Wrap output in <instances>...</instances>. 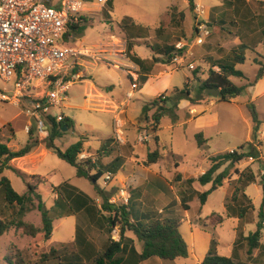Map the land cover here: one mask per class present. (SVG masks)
<instances>
[{
  "label": "rangeland",
  "instance_id": "obj_1",
  "mask_svg": "<svg viewBox=\"0 0 264 264\" xmlns=\"http://www.w3.org/2000/svg\"><path fill=\"white\" fill-rule=\"evenodd\" d=\"M249 3H256V8L264 14V9L259 8V3L264 6V2L250 0ZM194 4L192 10L190 0H112L104 8L98 6L93 8L94 11L87 15V22L84 23L86 26L84 35L74 37L69 45L90 49L97 56L86 58L82 79L68 91L69 102L63 111L73 122L74 127L57 138L55 144L61 150H66L83 135L88 137L84 152L92 155L102 168L118 159L122 165L128 159H134V162L121 166L123 175L113 176L112 182L106 184L102 177L94 184L87 178H78L75 167L47 148L46 139L34 136L33 140L38 141L39 146L32 154L34 157L11 161L12 169L7 168L3 174L10 179L13 188L19 194L29 193V184H32L37 187L35 192L41 194L45 208L51 209L57 196L54 187L69 181L91 199L100 200L101 207L105 200L111 202L113 199L118 202L115 203L118 204L116 206H120L119 190L125 188L131 194L130 206L141 214L149 212L160 216L161 212L173 206L175 212L183 217L181 232L184 239L189 246H194L196 252L194 256L200 258L208 253L215 242L219 254L230 256L237 232L241 231L248 235L249 232L256 230L263 200L260 182L264 171V140L260 139L259 133L257 139H253V121L247 104L251 101L255 103L259 118L263 121L261 128L264 129V79L232 102H223L220 96L213 98L207 92L200 93L198 78L205 79L210 69L204 62L208 56L202 58L203 51L207 44L212 42L214 46L217 44L223 46L222 52L219 53L210 50L212 56L221 55L229 58L232 53L228 51L235 44L237 26L231 23V20H235L234 7L228 1L225 7H220L223 0H194ZM215 7L222 8L218 10L219 12L224 10V17L227 19L225 30L221 31L220 35H215L212 27H208L211 31L210 36L205 38L203 44H197L195 28L198 22L209 21L208 13L214 12ZM166 13L170 14L167 22L163 20ZM213 15L216 16L217 11ZM134 23L142 29L133 27ZM165 24L168 26L165 27ZM161 27L162 31L159 34L156 30ZM137 35L143 37L140 38V42L139 38L134 37ZM131 39L137 41V51L141 57L147 58L152 66L158 65L155 74L164 70L172 74L169 92L166 93L168 97L175 98L176 93L173 91L183 89L190 78L188 89L193 99L196 101L198 98L214 99L216 104H203L206 113L200 121H196L190 120V109L186 108V105L180 110H172L170 101L162 103L160 106L166 109V114L161 120L157 132L159 138L156 141L151 130V118L156 112V107L152 106L149 115H144L143 110L148 98L136 90L134 99L126 107L128 125L124 127L125 144L121 145L114 141V145L108 143L103 147L105 140L114 134L115 114L106 107V101L115 98L118 103L126 102L125 95L130 90L131 83L127 70L134 69L127 54V42ZM246 43L249 47L245 54L246 61L236 65L245 77L232 78L239 86L253 82L259 69L258 62L264 64V36L257 33L252 43ZM158 45L176 48V56L169 64L164 63L168 57L160 55L157 48V53L152 51V47ZM179 45L185 47L179 49ZM191 62L195 64V69L187 67ZM194 71H197V78H193ZM15 89L16 77L11 82H6L0 77V91L11 96ZM55 112L56 110L53 111ZM121 118L125 119L124 115H121ZM33 124V119L26 116L21 108L0 102V142L7 143L14 150L23 147L29 141L26 126ZM200 132L208 139L202 146H199L196 140V135ZM144 134L151 135V138L144 140ZM107 147L111 148L108 150ZM231 149L245 153H255L256 150L263 157L258 160L245 158L235 164L223 165L217 174L228 169L227 178L223 181L222 187L208 197L206 205L201 206L199 197L194 199L196 193L205 192L212 185L202 186L198 182L188 184L186 180L197 179L202 175V171L206 172L211 167L213 157L227 154ZM43 150L47 151L46 155H42ZM155 150L160 154L158 162L154 167L145 165L148 153ZM22 166L27 168L28 172L19 169ZM15 169L23 172V175H19ZM247 169L254 173L256 183L246 189L248 197L245 199L237 191L239 184L236 180ZM235 191L238 192V200L249 209L243 223L229 216L226 210L228 204H233L231 199ZM34 201L35 206L26 220L41 227L42 216L35 195ZM184 206H190V210L185 211ZM95 208L102 218L105 212L97 205ZM66 220L62 225L60 222L55 223L57 229L48 242H45L43 234L34 239L26 236L20 229H12L0 236V264H15L16 254L28 264H38L44 259V254L50 252L52 245H56L55 249L60 251L73 248L71 245L62 244L74 237L77 219L71 216ZM128 235L135 238L132 233ZM105 236L119 240L120 228L116 227L110 237L107 234ZM261 242L264 243L263 234ZM137 245L140 248L142 243L140 245L137 241ZM256 254V259H248L247 247L244 246L239 252V259L242 262L258 264L264 262V254H259L255 250L254 255ZM194 256L188 261L182 259L180 264H197ZM151 260L146 264L162 261L159 258Z\"/></svg>",
  "mask_w": 264,
  "mask_h": 264
},
{
  "label": "trees",
  "instance_id": "obj_2",
  "mask_svg": "<svg viewBox=\"0 0 264 264\" xmlns=\"http://www.w3.org/2000/svg\"><path fill=\"white\" fill-rule=\"evenodd\" d=\"M49 1V4H52L54 0ZM111 1L112 0H110L108 5ZM227 1L234 7L236 2H242L245 0H225V5ZM190 5L192 10H194V0H190ZM169 19L170 14L166 13L163 16V20L167 22ZM226 20L227 19L225 18L221 25L223 29L227 24ZM231 21L229 20V23H236L235 20ZM85 22H87V18H80V22L78 24L72 23L70 25V33H73L75 38L82 37L84 35L86 30V26L84 24ZM200 23H206L210 28L217 25L214 17L212 21H200ZM167 26L168 25L165 27ZM133 27H137L135 23ZM137 29L142 28L137 27ZM196 30L197 26L195 28V35ZM156 31L160 34L162 27L158 28ZM262 33L264 36V30H262ZM134 37L139 39L143 38L141 35ZM133 39L128 40L127 42V54L131 62L141 68V82L145 83L148 75L153 71L155 65H150L148 59L140 58L137 55L135 50L137 41ZM160 47L161 46L159 45L157 47H152V51L157 53V48L160 55L168 57V60L164 63L169 64L176 56V48L168 45ZM248 48V45L242 43L230 51L232 55H230L229 58L226 57L222 60L213 62L212 65H210L207 77L205 79L200 77L198 78V81L200 82V93L202 94L203 92H206L207 89H219L220 100L223 102H232V100L242 95L248 88L256 86L259 81L264 78V64H261L260 62H258L260 65L253 82L248 85L239 86L232 81L233 77H245V74L241 70L237 69L236 65L243 64L246 61L245 54ZM193 77L197 78V71H194ZM188 85L189 82L186 83L183 89H175L173 91L176 93L175 98L167 97L165 100H162L161 96H158L150 102H146L143 110L144 115H149L152 106L156 107V112L151 118V130L153 134L159 130L161 120L166 114V109L161 108L160 106L162 103L170 101L172 110H176L182 100H188L195 103L196 100L191 97L192 94L188 89ZM247 107L253 121V139L256 140L262 122L259 118V113L255 103L251 101L247 104ZM64 126H67L68 130L74 127L73 122L69 118H66V120L60 123L53 122L49 136L45 140V143L47 148L52 150L60 159L76 168L78 178H87L90 181L97 183L99 179L107 173H110L112 176L119 173L122 166L119 159L113 161L104 168L99 166L97 162L92 163L89 160L84 163L80 161V156L85 151V143L88 141L87 136L82 135L78 142L71 145L66 150L58 148L55 141L57 138L64 135ZM34 136L38 138L35 128L32 127L29 132V141L26 145L17 150L10 148L7 143L0 142V236H3L12 229H20L25 235L33 238L43 234L44 240L47 241L51 238L54 230V221L56 219L76 214L78 211L83 209L93 212V209L90 210L91 205L89 204L94 202V200L82 192L79 194V190L68 181L62 183L58 187H54V192L57 193L58 198L55 200V205L51 207V209H47L45 208L41 194L35 192L37 188L36 186L29 184L30 192L23 195L19 194L13 188L11 181L6 176H3L4 171L7 168H11V161L31 154L34 149L38 147V141L33 140ZM155 139L158 141L157 136H155ZM112 140L113 138L106 139L105 145ZM196 140L199 146H202L206 142L203 133H198L196 135ZM250 157L259 159V152H256V150L255 153L236 151L233 154L228 152L227 154L213 157L211 159V167L204 174L200 175L197 179L190 178L186 180L188 184L198 182L202 186H206L208 184L212 185L209 190L202 193H196L194 199L198 196L201 206L206 205L208 197L218 188L222 187L223 181L228 176V169H225L217 174L221 167L226 163L231 165ZM159 158L160 154L157 150L150 152L145 160V165L152 166L158 162ZM176 166L178 167L177 164ZM15 172L19 175H23L17 169H15ZM236 181L239 184L237 191L241 193L240 196L246 199L248 197L246 189L256 183L254 173L252 170L247 169L239 175ZM260 185L263 191V200L259 212L260 221L256 224V230L249 232L248 235H245L241 231L237 232L231 256L219 254L216 249L217 243H213L202 264H258L253 262H242L239 259V252L244 246H246L247 256L250 260L254 259L255 250H257L259 254H264V243L261 242L262 230L264 228V176L262 177ZM67 189L71 190V196L76 195L73 199L69 196V191ZM237 191H235V194L231 199L233 204H228L226 206V210L229 216L237 218L240 223H243L249 209L248 206L238 200ZM34 195L38 200V209L42 216L41 227H38L26 220V216L35 206ZM116 205L118 204L105 200L101 207L102 212H105L101 218L105 224V234L110 237L116 227L120 228V240L115 241L112 238H109V244L102 254H98L91 248L92 245L87 239L86 232L79 228L76 236V244L79 247L78 250H72L71 248L69 250L65 249L60 251L52 248L48 254H44V259L41 261H53L56 264H140L148 259L156 257L166 261H174L179 258H189L191 254L190 247L181 232L183 217L175 212L173 206L167 208L159 214L160 216H158L155 214H149V212L141 214L138 210H135L132 206H130V202L128 205ZM184 207L185 211L190 210V206ZM94 209L96 212V208ZM128 232L132 233L136 239L142 243V250L140 253L134 246L135 241L126 236V233ZM131 244L132 246L130 247ZM128 249H130V252L127 257H124L123 253L127 252ZM15 259V264H28L20 258L19 254H16ZM91 261H93V263H91ZM8 262L10 263V261ZM259 264H264V262Z\"/></svg>",
  "mask_w": 264,
  "mask_h": 264
},
{
  "label": "built area",
  "instance_id": "obj_3",
  "mask_svg": "<svg viewBox=\"0 0 264 264\" xmlns=\"http://www.w3.org/2000/svg\"><path fill=\"white\" fill-rule=\"evenodd\" d=\"M109 2L54 0L49 4L48 0H0V77L6 82L16 77L14 94L9 96L0 91V102L21 108L26 116L33 119L34 124L26 126L28 134L34 127L37 137L47 139L53 122L60 123L68 118L63 111L68 106V91L82 79L86 58L97 56L90 49L69 45L74 38L70 25L78 24L80 18H87L95 6L104 8ZM210 34L207 24L199 22L196 43L203 44ZM185 46L179 45L178 48ZM131 67L134 70H127L131 88L125 95L126 102L121 105V115L125 114L128 103L139 90V71L132 64ZM188 67L195 69L194 64ZM160 96L162 100L168 97L166 93ZM125 125L126 121L121 117L115 120L114 139L121 145L125 144ZM149 138L151 135H143L144 140ZM236 151L231 149L229 153ZM89 160L96 163L92 155L83 152L80 161L85 163ZM262 174L264 176V171ZM103 177L106 184L114 180L110 173ZM119 194L120 205H128L130 192L120 188ZM111 203L118 202L113 199Z\"/></svg>",
  "mask_w": 264,
  "mask_h": 264
},
{
  "label": "crops",
  "instance_id": "obj_4",
  "mask_svg": "<svg viewBox=\"0 0 264 264\" xmlns=\"http://www.w3.org/2000/svg\"><path fill=\"white\" fill-rule=\"evenodd\" d=\"M249 1L250 0H245V1H242V2H236L237 4H235V6L233 8L234 9L233 10L234 11V15H235V21H236L234 26H237V33L235 35V44H234V46L232 48H230V50L228 52H230L233 48H235L236 46H238V45H240L242 43H244L246 45H247L246 42L252 43L254 41L255 36H256L257 33H261L263 35L262 30H264V14L259 12V10L256 8V3L250 4ZM259 1L264 2V0H259ZM259 4H260L259 8L264 9V6L261 3H259ZM225 6H226L225 5V0H223V4L220 7H225ZM220 7H218V8L215 7L214 8V12L217 11V15L216 16L213 15L214 14L213 11L209 12L208 16H207L208 20H210V19L213 20V17H214L215 22L217 23V25L212 26V29H213L212 31H213V33L215 35L216 34L220 35L221 31H224V29L221 27V25H222V23H223V21L225 19L224 10L223 11L221 10L219 12L218 10L222 9ZM212 20H210V21H212ZM237 34H240V35H237ZM139 42H140V39H139ZM215 42H217V41H215ZM222 47L223 46L219 45V44L214 46L212 42L211 43L209 42L207 44V48L203 51L202 58H203V56L204 57L206 55L208 56L206 61H204V62H206L209 65V67H210V65H212L213 62L219 61V60H222L223 58H225L224 56H221V55H218L217 57H214V56H212L213 53L210 52V50H216V52H218V53L222 52ZM135 50L137 52V55L140 58H143V57L140 56V54L137 51V45L135 47ZM143 59H147V58H143ZM131 64L139 71V75H140L141 74V72H140L141 68L138 65L134 64L133 62H131ZM190 64H194V63L191 62ZM194 66H195V64H194ZM156 70H158V65H155V67L153 68V71L148 75V78H147L145 83L141 84V75H140V79L138 81V85H139V91L138 92L143 97L148 98L147 99L148 101H146V102H149V101L157 98L162 93H168L169 92L168 87H169V84H170V80H171L172 74H170L167 70L159 72V74H155ZM165 77H167V78H165ZM262 80H260L259 82H261ZM187 82L190 83V78L187 80ZM256 86H254V87H256ZM130 88H131V86H130ZM250 88H253V87H250ZM110 89H112V88H110ZM191 97L193 98L192 95H191ZM106 102H107V104H106L107 106L106 107H109L110 110H113V112L115 114L114 123H113V133L114 134L111 137V138H113V142H108L109 145H114V141H115V139H114L115 138V120L121 117L122 110H120V109H121V105L123 103L122 102L118 103L115 100V98L109 99ZM203 104L215 105L216 104V100L208 99V98H198V100L195 103H192V102H190L188 100H182L179 103L177 110H180L181 107L186 105V108L190 109V112H189V115L191 116L190 120L200 121L202 119V117L204 116V114L206 113ZM122 115H124L125 119H123V118H121V119L125 120L126 121V125H128V119L126 118V116H127L126 115V110H125V114H122ZM261 122H263V121H261ZM157 132L155 134H153V135L158 137ZM263 132H264V129H262L260 127V130H259L260 139L264 140ZM111 138H108V139H111ZM204 139L206 140V142L208 141V139L205 138V136H204ZM108 143H107V145H108ZM86 144H87V142L85 143V147H86ZM107 145H104L103 147H105ZM111 147H107V149L109 150ZM33 152L31 154L25 156V157H22V158H19V159H15V161L16 160H21V159L27 160V159L33 158L34 157L32 155ZM46 153H47L46 150L42 151V155H46ZM260 154L261 153L259 152V159L263 157L262 154H261V156H260ZM131 162H134V159H131V160L128 159V161H124L122 167L124 166L125 163L127 164V163H131ZM155 165L156 164H154L153 167ZM19 169L23 170V172L24 171L28 172L27 168H25L24 166L20 167ZM23 172H21V173L23 174ZM204 172L205 171H202L201 174H203ZM118 175H123L121 169H120L119 173L117 174V176ZM94 184H97V183L94 182ZM73 186L76 187L75 185H73ZM114 186H115V184H114ZM67 190L69 191V196L73 199L76 195L75 196H71V190L70 189H67ZM78 193L80 194L81 192L79 191ZM57 198H58V195L56 196V199ZM94 201L95 202H91L89 204V205H91L90 210L93 209V212H91V211L89 212L86 209H83V210L78 211L76 214L69 215V216H66V217H63V218H60V219H56L54 221V230H53L52 235L55 233V230L57 229L56 226H55L56 222H60V224L62 225L63 223L65 224L66 221H67L66 219L71 217V216H74L77 219V222H76V225H75L76 227H75L74 237L72 239H70L69 241L63 243L62 245H65V246L71 245L73 247L72 250H78L79 247L76 244V236H77V230L80 228V229H82L83 231L86 232L87 239L91 243V245H92L91 248L93 250H95L98 254H102L105 251L107 245L109 244V238H107L105 236V224H104L103 219L100 218V216L97 214V212H95V209H94L95 205H97V207L101 209V205L99 203L100 200H96V198H95ZM263 226H264V223H263ZM128 233H130V232H128ZM128 233H126V236L128 238L133 239L135 241V243H134L135 245L134 246H135L136 250L140 253L141 250H142V246H140V248H139V246L137 245V241L138 240L136 239V237L134 238L132 236H129ZM262 234L264 236V228L262 230ZM52 235H51V238H52ZM31 238H33V237H31ZM51 238L49 240H47V242L50 241ZM119 240L116 239L115 241H119ZM140 245H141V242H140ZM131 246H132V244L130 245V247ZM56 247H57L56 245H52V247L50 249L56 248ZM189 247H190L191 254H190L189 258L183 259V261H188L196 253L195 249H194V246L193 247L189 246ZM129 252H130V249H128L127 252L123 253V256L127 257ZM206 254L202 255L201 258L198 257V256L197 257L194 256V258L197 261V264H202ZM231 255H232V252H231ZM256 257H257V254L254 255V259H256ZM239 258H240V256H239ZM151 259H148V260H146V261H144V262H142L140 264H146L149 261H152ZM180 261H182V258L176 259L174 261H167V262L165 260H162L161 262H159V261L157 262L156 261V262H151V264H180V263H182ZM91 263H93V261H91ZM38 264H56V263L53 262V261H40V263H38Z\"/></svg>",
  "mask_w": 264,
  "mask_h": 264
},
{
  "label": "water",
  "instance_id": "obj_5",
  "mask_svg": "<svg viewBox=\"0 0 264 264\" xmlns=\"http://www.w3.org/2000/svg\"><path fill=\"white\" fill-rule=\"evenodd\" d=\"M206 92L208 94H210L213 98H218L220 96V90L219 89H207ZM68 131V127L64 126L63 128V132H67Z\"/></svg>",
  "mask_w": 264,
  "mask_h": 264
}]
</instances>
